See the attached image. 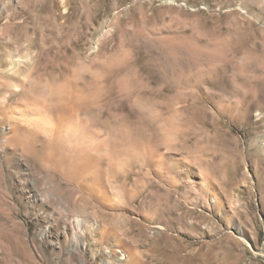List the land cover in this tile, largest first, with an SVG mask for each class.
Wrapping results in <instances>:
<instances>
[{"label":"rangeland","instance_id":"1","mask_svg":"<svg viewBox=\"0 0 264 264\" xmlns=\"http://www.w3.org/2000/svg\"><path fill=\"white\" fill-rule=\"evenodd\" d=\"M0 264H264V0H0Z\"/></svg>","mask_w":264,"mask_h":264},{"label":"bare ground","instance_id":"2","mask_svg":"<svg viewBox=\"0 0 264 264\" xmlns=\"http://www.w3.org/2000/svg\"><path fill=\"white\" fill-rule=\"evenodd\" d=\"M37 115H38V117L37 118H34V119H28L27 120V124L29 125V126H31L33 129L34 128H37V127H48L49 129L50 128H55L54 127V124H53V122H52V117H50V112H49V110L45 107V106H39L38 108H37ZM31 127L28 129V131L30 130V131H32V129H31ZM5 129V128H4ZM22 130V128L20 127V126H18L17 125V127H15V130ZM24 131V130H23ZM28 131H26V132H28ZM13 132H14V130H13ZM18 132H22V131H18ZM32 133V132H31ZM31 133H30V135H25V136H23L22 138H21V134H20V140H22V142H21V144L23 145L22 147L24 148V149H26V150H28L27 149V146L29 145V142L30 141H35L34 140V138L37 140V138L34 136L35 134H32L31 135ZM29 134V133H28ZM29 136H30V138H29ZM18 138V135H17V133L16 132H14L13 133V135H12V137L10 138V139H15V138ZM12 139V140H13ZM29 139H31V140H29ZM18 140V139H17ZM20 140H18V142L20 141ZM38 141V140H37ZM52 144V143H51ZM16 145V144H15ZM21 146V145H20ZM54 146V145H53ZM32 148V147H31ZM51 156V155H50Z\"/></svg>","mask_w":264,"mask_h":264}]
</instances>
